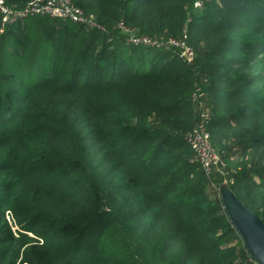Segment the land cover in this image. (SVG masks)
<instances>
[{
	"label": "trees",
	"instance_id": "obj_1",
	"mask_svg": "<svg viewBox=\"0 0 264 264\" xmlns=\"http://www.w3.org/2000/svg\"><path fill=\"white\" fill-rule=\"evenodd\" d=\"M71 1L102 29L0 33V264H257L215 188L264 226V0ZM194 93L224 175L184 140Z\"/></svg>",
	"mask_w": 264,
	"mask_h": 264
},
{
	"label": "built area",
	"instance_id": "obj_2",
	"mask_svg": "<svg viewBox=\"0 0 264 264\" xmlns=\"http://www.w3.org/2000/svg\"><path fill=\"white\" fill-rule=\"evenodd\" d=\"M195 5L198 6L199 4L196 3ZM29 16H46L78 24L88 29H102L92 14H85L78 9L71 0H30L23 9H17L14 6L6 4L3 0H0V33H2L7 26L14 25ZM121 28L125 33L132 35L129 29L123 28L122 26ZM131 39L132 42L129 43L144 44L150 47L161 46V44L147 37L136 38L132 35ZM167 44L175 47L180 46L183 59L187 62L192 61L194 53L190 48L185 47L183 43L170 40ZM199 96V94L194 93L192 99L194 104H197V109L199 110L197 125L192 133L185 136L184 140L194 152V161L200 164L205 175L210 178L211 174L215 171L219 170L221 174L222 172L225 174V171L222 169L223 162L221 156L213 148L210 135L206 128L207 123L210 121V108L202 105L199 101Z\"/></svg>",
	"mask_w": 264,
	"mask_h": 264
},
{
	"label": "water",
	"instance_id": "obj_3",
	"mask_svg": "<svg viewBox=\"0 0 264 264\" xmlns=\"http://www.w3.org/2000/svg\"><path fill=\"white\" fill-rule=\"evenodd\" d=\"M225 213L244 246L257 264H264V226L262 220L246 208L229 189L227 182L218 185Z\"/></svg>",
	"mask_w": 264,
	"mask_h": 264
},
{
	"label": "rangeland",
	"instance_id": "obj_4",
	"mask_svg": "<svg viewBox=\"0 0 264 264\" xmlns=\"http://www.w3.org/2000/svg\"><path fill=\"white\" fill-rule=\"evenodd\" d=\"M127 35H128V37H127V41L132 42V39H131L132 35H129V34H127ZM215 173H218V174H220V175H224V172H222V174H221V171H219V170H218V171H215ZM213 178H214V177H213ZM221 184H224V181L218 183V185H221ZM218 185H217V186H218ZM215 189H216V191H217V193H218V196H219V198H220V194H219V191H218L217 187H216ZM213 191H214V188L211 186L210 194H211L212 197L215 195V194H213ZM220 200H221V198H220ZM6 218H7L8 220L11 219L10 214H9L8 212H6ZM9 223H11V222H9ZM12 230L15 231V230H16V227L12 226Z\"/></svg>",
	"mask_w": 264,
	"mask_h": 264
}]
</instances>
